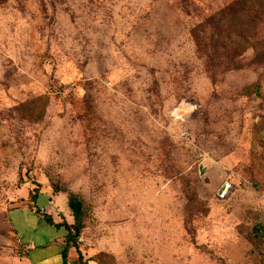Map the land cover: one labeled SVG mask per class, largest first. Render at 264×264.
I'll use <instances>...</instances> for the list:
<instances>
[{
    "label": "rangeland",
    "instance_id": "374dc122",
    "mask_svg": "<svg viewBox=\"0 0 264 264\" xmlns=\"http://www.w3.org/2000/svg\"><path fill=\"white\" fill-rule=\"evenodd\" d=\"M236 1L0 0V264L64 245L69 193V264H264V61L209 37Z\"/></svg>",
    "mask_w": 264,
    "mask_h": 264
},
{
    "label": "trees",
    "instance_id": "16d2710c",
    "mask_svg": "<svg viewBox=\"0 0 264 264\" xmlns=\"http://www.w3.org/2000/svg\"><path fill=\"white\" fill-rule=\"evenodd\" d=\"M236 3L240 7V13L235 11L226 14V16H224L221 12L217 13V17L215 19L216 23L212 26L211 32L209 34L210 43H212L213 45H220L222 47L228 45L232 50H239L240 52H243L251 47L253 48V51L262 56L264 61V38H255L256 35L254 29L255 25L258 24V21L254 22L255 18L264 17V0H237ZM229 6L230 8H235V5ZM221 31L225 34V36H219ZM215 33H218V37L213 39ZM200 37L203 40L202 35H200ZM239 54L233 55L231 57V60H235L236 56H238ZM231 66H233L234 68H238L239 63H233ZM254 90L257 93L261 92V88L258 85L254 87ZM36 197V193L32 194L33 200H35ZM67 205L71 211V216L73 217V222L71 223H55L50 214H43L44 220L47 224L54 226L55 228L63 227L67 231V234L64 238V245H61V256L63 259V264H69L68 250L72 245H76L75 243L78 239L79 233L83 229V218L85 216L83 202L75 194L69 193ZM36 212H39V210L37 209ZM263 230L264 228L261 229L257 226H254L253 233L255 236L261 237L264 242V232L262 233ZM27 254L28 252L25 254V256ZM87 262L88 260H84L79 264H85Z\"/></svg>",
    "mask_w": 264,
    "mask_h": 264
},
{
    "label": "crops",
    "instance_id": "0c3cea01",
    "mask_svg": "<svg viewBox=\"0 0 264 264\" xmlns=\"http://www.w3.org/2000/svg\"><path fill=\"white\" fill-rule=\"evenodd\" d=\"M61 251H62L61 245H57L52 248L50 247L46 248L45 245H43L35 250L30 249L28 254L26 255L29 258L28 264H63ZM80 261L81 259L78 257L73 258V260H71V262H73L74 264H79L81 263ZM85 264H98V263L87 262Z\"/></svg>",
    "mask_w": 264,
    "mask_h": 264
},
{
    "label": "water",
    "instance_id": "95a60500",
    "mask_svg": "<svg viewBox=\"0 0 264 264\" xmlns=\"http://www.w3.org/2000/svg\"><path fill=\"white\" fill-rule=\"evenodd\" d=\"M200 172L202 173V170H200ZM222 189H223V187H221L220 192H221Z\"/></svg>",
    "mask_w": 264,
    "mask_h": 264
}]
</instances>
